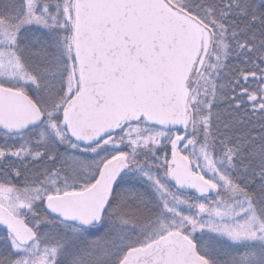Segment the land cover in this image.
Instances as JSON below:
<instances>
[{"label":"snow or ice","instance_id":"obj_1","mask_svg":"<svg viewBox=\"0 0 264 264\" xmlns=\"http://www.w3.org/2000/svg\"><path fill=\"white\" fill-rule=\"evenodd\" d=\"M0 264H264V0H0Z\"/></svg>","mask_w":264,"mask_h":264}]
</instances>
